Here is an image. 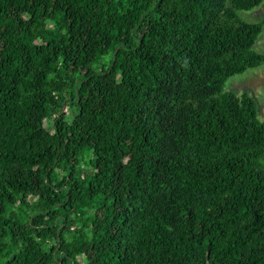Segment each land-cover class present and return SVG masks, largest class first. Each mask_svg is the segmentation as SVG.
<instances>
[{
    "label": "trees",
    "instance_id": "16d2710c",
    "mask_svg": "<svg viewBox=\"0 0 264 264\" xmlns=\"http://www.w3.org/2000/svg\"><path fill=\"white\" fill-rule=\"evenodd\" d=\"M263 2L0 0V264H264Z\"/></svg>",
    "mask_w": 264,
    "mask_h": 264
},
{
    "label": "rangeland",
    "instance_id": "374dc122",
    "mask_svg": "<svg viewBox=\"0 0 264 264\" xmlns=\"http://www.w3.org/2000/svg\"><path fill=\"white\" fill-rule=\"evenodd\" d=\"M239 17L248 23L264 24V2L258 8L251 11L239 12ZM254 50L264 54V28L257 39ZM225 89L233 91L237 95L246 93L252 96L257 102L259 118L261 121H264V65L229 78ZM65 112H68V109Z\"/></svg>",
    "mask_w": 264,
    "mask_h": 264
}]
</instances>
